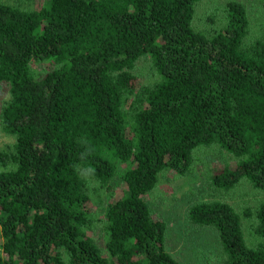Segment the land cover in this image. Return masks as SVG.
Masks as SVG:
<instances>
[{"label":"trees","instance_id":"1","mask_svg":"<svg viewBox=\"0 0 264 264\" xmlns=\"http://www.w3.org/2000/svg\"><path fill=\"white\" fill-rule=\"evenodd\" d=\"M200 1L0 2V90L9 94L0 122L14 138L0 171V264H180L143 197L164 170L185 175L199 148L236 159L214 171L215 187L245 180L264 191V34L250 38L237 1L218 28H195ZM142 57L156 80L136 91ZM120 164L124 191L106 206L103 253L89 234L86 176L108 188ZM187 214L217 232L222 264H264V201L253 212L255 247L227 203Z\"/></svg>","mask_w":264,"mask_h":264},{"label":"rangeland","instance_id":"2","mask_svg":"<svg viewBox=\"0 0 264 264\" xmlns=\"http://www.w3.org/2000/svg\"><path fill=\"white\" fill-rule=\"evenodd\" d=\"M229 1L240 2L244 6L250 25V38L261 37L264 34V0H201L195 7L194 27L205 29L207 32L218 28L225 21L224 7ZM0 2L38 10L45 0H34L27 4H22L19 0ZM34 69L37 73L43 70L42 66H36ZM133 74L136 77V91L140 87L151 86L156 80V73L149 57H142L136 62ZM8 99V87L4 85L0 90V111ZM13 142L14 138L2 131L0 122V171L4 169L2 156L9 152ZM235 164L236 159L217 146L199 148L194 152L193 163L185 175L179 176L171 170H164L159 174L155 187L144 195L151 215L166 225L167 252L180 264L223 263L217 232L211 227L194 225L188 219V209L199 203L219 201L230 205L240 217L247 246L255 247L258 243L253 231L255 227L253 212L264 201V191L254 189L245 180H241L229 190L219 189L211 183V176L215 170L225 166L233 168ZM117 167L115 178L108 184V188L99 189L95 180L86 176L89 179L90 211L93 216V228L89 234L103 253L106 206L120 198L124 191V185L120 180L124 165L120 164ZM246 211H250L252 216L247 217Z\"/></svg>","mask_w":264,"mask_h":264}]
</instances>
